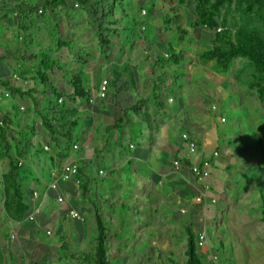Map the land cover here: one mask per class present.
Masks as SVG:
<instances>
[{
  "label": "rangeland",
  "instance_id": "obj_1",
  "mask_svg": "<svg viewBox=\"0 0 264 264\" xmlns=\"http://www.w3.org/2000/svg\"><path fill=\"white\" fill-rule=\"evenodd\" d=\"M172 4H175L174 7L171 6L173 9L179 7L178 15H170L169 6L164 5L162 8V5L157 4V0H117L113 8V16L118 21L116 24L118 31L111 35L113 49L108 58L100 54L97 41L87 25L84 13L80 10H76L72 17L62 12L56 33L51 34L45 25H40L41 27L31 28L23 37L19 34H11L10 41L5 40L0 43V77L8 78L12 73H19L25 86L32 85V96L36 102H33L28 95L24 97L27 98L26 103L19 97L3 101L9 103L12 109L9 114L18 115L16 121L21 125L30 120L38 122L40 117L37 111L45 106V100L49 95L54 97L52 88L59 91L57 86L64 87L61 90L65 93L62 100L67 102V88L70 87L71 90L73 88L66 83L69 82L71 75H76L78 72L88 94L93 95L98 92L100 81L106 77L109 83L107 93L113 95L118 90L126 98L130 91L136 89L134 85L143 79V69L153 55L159 60L160 65L159 70L154 71L155 77L173 79L175 82L173 86L165 88L164 103L174 109L182 104V111L184 109L187 111L186 109L193 108L189 106L187 98L192 99L191 105L196 106L194 128L202 137L205 136L213 148L215 147V151L218 152L216 157L221 158L219 172L223 174V181L226 180L228 184L227 196L223 203L220 194L215 193L220 202L214 204L217 211L214 213V219L206 225L198 222L193 226L194 229L192 227L195 236L198 231H205L208 238V241L205 240L206 244L196 247L197 253L205 264H264V105L257 101L254 91L248 87L251 66L246 60L237 58L227 72H220L213 62H201L198 57L199 51L213 37V32L207 28L191 26L190 22L194 17L193 2L181 6L176 0H170L169 5ZM142 8L148 10V15L140 14ZM164 12L169 14L171 19L169 24L162 20ZM219 22L222 28L231 30L241 24L252 25L264 34V27L258 18L243 21L233 9L224 21L219 19ZM7 33H13L12 23L3 20L0 16V38L8 35ZM66 39L72 41L78 52H87L89 55L78 60L69 54V61L65 60L61 52L67 50L56 46V42ZM47 46H52L54 57L62 60L63 70L52 74L50 82L44 84L36 80L37 84L33 85L34 77L36 78L37 72L42 70L35 53ZM169 46H172L176 52L180 47L184 52L179 57L178 65L164 56ZM9 50L14 53L3 56V52ZM121 61L124 62V68L119 70L117 63ZM139 62L140 65L137 67L132 65ZM163 72L166 76L162 75ZM42 90L45 95H42ZM169 97H176L175 102H168ZM68 104L66 109L69 111ZM21 105L24 110H18ZM77 117L74 139L79 137V130H83L87 124L86 118L80 114ZM12 126L17 130L16 123ZM39 140L43 142L41 138ZM41 154L45 153L41 152ZM32 155L34 157V154ZM30 163L29 157L23 168L26 170V166L31 167ZM7 169L8 161L0 159V264L3 263L6 250L12 247L13 242L18 238L24 243H31V234L28 231L34 227V224H22L16 237L11 224H1L9 215L4 207L2 181V175ZM42 170L43 167L41 172ZM21 184L23 188H28L31 182ZM208 204L211 203L207 202ZM185 212L187 213L186 209ZM187 214L188 216L183 215L186 224H175L170 244L164 243V239L157 237L148 245L145 236L136 246L141 251L136 256L124 253L121 247L117 250L115 246L107 245L105 247L107 264H184L188 259L185 226L190 219L197 221L189 216L190 211ZM127 225L130 224H125ZM53 230L51 236L40 234L38 239L42 244H54V253L61 258L60 260L55 258L54 263L65 264V257L69 264H82L79 254L80 257L74 254V259L70 258L71 253L80 250L70 252L68 245L62 244L60 231L56 228ZM95 231L97 233L96 229L92 232ZM127 231L118 228L117 233H122L123 243L128 239ZM92 232L86 234L88 244L94 242L95 235ZM12 234L17 238L15 241ZM132 246L130 245V249ZM85 249L86 246H83L81 251L84 253ZM213 255L216 258L212 259ZM44 259L47 260V257Z\"/></svg>",
  "mask_w": 264,
  "mask_h": 264
},
{
  "label": "crops",
  "instance_id": "obj_2",
  "mask_svg": "<svg viewBox=\"0 0 264 264\" xmlns=\"http://www.w3.org/2000/svg\"><path fill=\"white\" fill-rule=\"evenodd\" d=\"M169 1L157 0V4L162 5V8L168 5L170 15H178L179 7L171 8L175 4L169 5ZM17 3L18 0H0V16L11 22L13 28V33H7L8 35L0 38V43L10 41L11 34H18L15 13ZM152 6H155L154 3ZM142 10L145 14L141 13ZM141 11V15L149 13L144 8ZM163 15L171 21L168 12L162 13V17ZM176 26L180 27L179 24ZM112 49L113 47L111 51ZM178 52L184 54L180 47ZM12 53L14 51H6L3 56ZM61 55L69 61L67 51L64 50ZM151 56L143 69V79L134 85L136 89L130 91L126 98L118 90L113 95L106 93L103 98L96 91L85 98L73 97V104L69 102V118L75 121L71 142L78 146L77 149L63 152L58 147H52V144L48 145V154L30 156L31 167L26 166V173L21 181L26 184L31 182L28 188H23L28 212L20 220L8 215L1 224H11L16 237L22 224H34L28 231L31 234V243H24L12 234L14 241H17L6 250L2 264H55L53 260L61 258L54 253V244H42L38 239L40 234L51 236L54 228L60 231L62 244H67L70 252L80 250L71 253L70 258L74 259V254L81 255L83 246H86L84 252L91 251L97 235L96 231L92 232L96 229L97 216L105 227V247L112 245L117 250L121 247L124 253L135 256L141 253L136 246L145 236L148 245L157 237L170 244L175 224H186L183 215L188 216L189 211V216L197 219H190L192 224L200 222L206 225L214 219V213L217 212L214 204L220 202L218 195L223 198V203L228 192V184L226 180L223 181V174L219 172L221 158H213L207 178L210 187L207 195L215 198L216 202L203 207L195 202L201 184L195 181L185 163L188 152L181 133L187 132L196 140L197 155L200 158L211 155L215 152V147L209 144L205 136L202 137L196 132L193 122L196 106L191 105L192 99L187 98L189 96L186 98L189 106L193 108L186 109L187 111H182V104L174 109L164 103L165 88L173 86L175 82L173 79L155 77L154 71L159 70L160 65L159 60ZM181 56L182 54L179 55ZM177 63L174 64L178 65ZM117 64L119 70L124 68L123 61ZM132 65L137 67L140 62ZM11 75L0 79L7 78L10 84L24 89L25 83L22 80H11ZM162 75L166 76L164 72ZM57 87L60 91L64 89ZM72 91L70 87L67 88V93ZM42 95H45L43 90ZM48 97L52 99L53 95ZM90 100L92 101L89 102ZM175 100L176 97L168 98V102ZM4 101L0 102V112L9 114L12 109ZM79 114L86 118L87 124L83 130H79V137L74 139ZM40 142L42 145L46 144L44 141ZM175 160L179 161V165H174ZM64 162L76 164L77 174L67 181H60L56 189L50 188V182L59 173ZM59 195L63 197L61 202L57 201ZM72 209L80 214V218L69 214ZM29 214H34L35 219L29 220ZM118 228L128 230V239L124 243L122 233H117ZM89 231L95 235L94 242L89 243L91 245L87 243L86 234ZM130 245H133L132 250ZM64 260L65 264H69L65 257Z\"/></svg>",
  "mask_w": 264,
  "mask_h": 264
},
{
  "label": "trees",
  "instance_id": "obj_3",
  "mask_svg": "<svg viewBox=\"0 0 264 264\" xmlns=\"http://www.w3.org/2000/svg\"><path fill=\"white\" fill-rule=\"evenodd\" d=\"M116 1L18 0V3L15 5L18 34L23 37L31 28L41 27L40 25H45L49 33H56L59 26V17L62 12L72 17V14L76 10H80L84 13L87 25L97 41L100 54L108 58L112 48L111 35L118 31L116 28L118 21L113 16V8ZM176 1L182 6L193 2L194 17L190 22L191 26L193 28H207L213 32V37L199 51V60L203 63L213 62L215 68L220 72H227L233 61L237 58L246 60L251 66L248 87L254 91L257 101L264 105L263 32L255 26L245 25L244 23V25L241 24L234 27L233 30L222 28L220 26L221 22H219V19L224 21L233 9L234 12L240 15L243 21L249 18H258L264 27V0ZM162 20L166 24L170 23V20L165 15H163ZM219 28L220 30H218ZM31 37L33 38V36ZM56 46L66 48L74 59L80 60L83 56L89 55L87 52H78L70 39L57 41ZM181 54L183 53L176 52L172 46L164 52V56L166 55L174 63L178 62L179 55ZM35 57L40 61L42 70L37 72V77H34V82H32L33 85L37 84L36 80H40L46 84L51 81L50 77L52 74L63 70V62L61 59L54 57L52 46L40 49L39 52L35 53ZM66 84L71 85L73 88V91L66 96L67 102L63 100L59 101V98L63 99L64 91H58L53 87L52 93L54 94V99L46 98L45 106L37 111L40 117L38 122L30 120L21 125L16 121L18 115L15 113L11 115L2 113V111L0 112V119L2 120V124L0 125V159L8 161V169L2 175L4 207L5 211L16 220L22 219L29 209L26 201L27 197L21 184L23 175L26 172L23 168L24 162L32 154L39 155L41 152L48 154L49 152V150L43 147L41 142H38V139L41 138L46 145L51 146L53 144L52 147H58L63 152H67L73 148L74 144L72 145L71 140L75 121L69 118L66 104L69 102L75 103L73 97H87L88 91L83 87L79 72L76 75H71L69 82ZM0 85L10 91V98L12 99L19 97L21 101L26 103L27 100L24 97L28 95L33 102H36V99L32 96L33 91L30 84L26 85L23 89L21 86L10 84L7 78H3L0 79ZM25 89H27V92H25ZM44 91H47V89H44ZM14 123H16L17 130L12 126ZM193 140L196 143L194 138ZM19 161H22L21 165L18 164ZM185 163H189V157L185 160ZM199 187L202 189V186ZM209 189L210 187L208 186L205 192H208ZM96 222L97 235L95 244L91 251L81 253L80 259L82 264H107L108 262L105 252V227L99 216L96 217ZM194 225L192 222H189L185 226L188 239V259L184 264H205L196 251V247H202L205 241H203L202 245L197 244V236H195L192 229ZM205 240L208 241V238L205 237ZM212 257V259L216 258L215 255Z\"/></svg>",
  "mask_w": 264,
  "mask_h": 264
},
{
  "label": "built area",
  "instance_id": "obj_4",
  "mask_svg": "<svg viewBox=\"0 0 264 264\" xmlns=\"http://www.w3.org/2000/svg\"><path fill=\"white\" fill-rule=\"evenodd\" d=\"M141 13L145 14V11L142 10ZM218 30H220V28ZM11 80H13V81L22 80V82H24L23 78L18 76L16 73L12 74ZM107 86H108V80L106 78L102 79L100 81L99 87H98V96L99 97L103 98L106 96ZM9 98H10V91L7 88H5L4 86L0 85V102L3 100H8ZM61 100L62 99L59 98V101H61ZM90 101H92V100H90ZM23 108L24 107L21 105L20 109H23ZM1 124H2V120L0 119V125ZM181 138L184 141V143L186 144V148H187V152H188V157H189V163L187 164L188 170L190 171V173L194 177L195 181L198 184H201V186H202V189L195 196V202L202 205L203 207L205 205H207V202L215 203L216 199L211 197L210 195H207V192H205V189H207V187H208L207 178L210 175V168H211L213 158L215 156H217L218 153L215 151L211 155H207V156L200 158L197 155L198 154L197 145H196L195 141L193 140V138L190 137L187 132H182ZM43 147L47 150L49 149V146L46 144L43 145ZM77 147L78 146L76 144L73 145V149H77ZM18 164L21 165L22 161H19ZM174 165H176V166L179 165V161L175 160ZM77 171H78V168H77L76 164L70 163V162H64L61 165L59 173L57 175H55V178L50 182L49 187L56 189L57 184L60 181L69 180L70 178H72L77 173ZM100 172H102V171H100ZM33 194L36 195V192H33ZM57 201L58 202L63 201V197L61 195H59L57 197ZM69 214L74 218H80V214L73 209L69 211ZM27 218L29 220L35 219L34 214L27 215ZM47 233H49V231H47ZM196 236H197L196 237L197 244L202 245L203 241H205L206 233L204 231H201V232H198L196 234ZM31 264H34V263H31Z\"/></svg>",
  "mask_w": 264,
  "mask_h": 264
}]
</instances>
